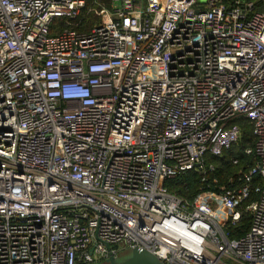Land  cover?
<instances>
[{"label":"built area","instance_id":"2783aa9c","mask_svg":"<svg viewBox=\"0 0 264 264\" xmlns=\"http://www.w3.org/2000/svg\"><path fill=\"white\" fill-rule=\"evenodd\" d=\"M86 4L0 0V264H98L121 245L164 264H264V11L113 0L80 33ZM243 120L256 162L232 188L168 190L214 172Z\"/></svg>","mask_w":264,"mask_h":264},{"label":"trees","instance_id":"16d2710c","mask_svg":"<svg viewBox=\"0 0 264 264\" xmlns=\"http://www.w3.org/2000/svg\"><path fill=\"white\" fill-rule=\"evenodd\" d=\"M255 3L258 11H264V0H251ZM234 0H224V3L231 5ZM113 0H87L86 8L84 10V18L82 22L76 27H69L75 29L80 33H89L91 30L100 24V17L96 14L103 8L111 9ZM56 28L59 29L62 22H57ZM63 27H66L63 24ZM59 30V32L63 29ZM57 31H54L56 33ZM242 129V139L235 145H233L228 151H226L221 158L207 159V165L214 166V172L203 177L198 172H190L181 177L174 179H168L166 181V187L168 190L183 199L193 200L198 194L203 191L209 190L214 192H220L222 188L230 189L232 184L230 179H238V173L241 170H249L255 165V156L246 155L245 151L248 149H254L256 139L253 135L252 125L247 121L240 123ZM238 160V164H234V161ZM214 179L218 181L215 184ZM263 182L260 177H254L252 182V188H262ZM251 227V217L246 214L242 221L230 229L231 238L238 239L242 237Z\"/></svg>","mask_w":264,"mask_h":264},{"label":"water","instance_id":"95a60500","mask_svg":"<svg viewBox=\"0 0 264 264\" xmlns=\"http://www.w3.org/2000/svg\"><path fill=\"white\" fill-rule=\"evenodd\" d=\"M134 252L133 255L126 258L125 260L118 262V255L111 256L109 259L104 261L105 264H164L154 254L147 250L130 249Z\"/></svg>","mask_w":264,"mask_h":264},{"label":"rangeland","instance_id":"374dc122","mask_svg":"<svg viewBox=\"0 0 264 264\" xmlns=\"http://www.w3.org/2000/svg\"><path fill=\"white\" fill-rule=\"evenodd\" d=\"M120 249H122V251L118 254V256H119L117 259L118 262H121V261L125 260L126 258H128L134 254V252L132 250L124 249V245H121ZM98 264H105V263L101 262Z\"/></svg>","mask_w":264,"mask_h":264}]
</instances>
